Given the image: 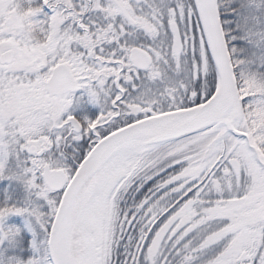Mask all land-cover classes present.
I'll list each match as a JSON object with an SVG mask.
<instances>
[{"label":"snow or ice","instance_id":"1","mask_svg":"<svg viewBox=\"0 0 264 264\" xmlns=\"http://www.w3.org/2000/svg\"><path fill=\"white\" fill-rule=\"evenodd\" d=\"M0 264H264V0H0Z\"/></svg>","mask_w":264,"mask_h":264}]
</instances>
